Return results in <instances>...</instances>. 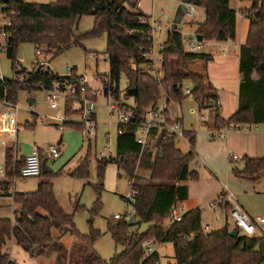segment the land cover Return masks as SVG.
Wrapping results in <instances>:
<instances>
[{
  "label": "trees",
  "instance_id": "trees-1",
  "mask_svg": "<svg viewBox=\"0 0 264 264\" xmlns=\"http://www.w3.org/2000/svg\"><path fill=\"white\" fill-rule=\"evenodd\" d=\"M231 0H193V4L204 9L206 18L196 23V33L203 41H228L236 38L237 12L230 7ZM251 3L243 10L250 20L248 39L240 49L239 107L229 118L224 119L217 103V95L208 78L193 71L190 66L197 60L208 62L210 54L193 53L185 49L183 34L178 28L169 31L163 44V77L158 79L149 70L145 54L151 51L150 17L139 10V0H57L53 3H34L25 0H0L1 10L10 18L11 25L6 27V54L15 70L14 79L0 78V101L17 104L21 91L32 93L35 90L48 91L55 81H65L71 77L56 74L52 69L29 71L23 68L16 72L18 62L16 54L21 43L31 42L44 47L49 53H59L71 47H84V41L107 35L109 72L102 83L109 87L115 98L120 99L123 76L127 79L124 96L133 98L136 111V123L141 121L145 110L158 102L161 90L167 91L168 100H183L191 96L200 108L214 107L216 128L230 124L264 123V0H240ZM83 16H93L91 30L76 35L75 27ZM73 73L77 70L71 69ZM24 74L23 78L19 75ZM191 83V94L183 93L182 82ZM180 84L178 91L173 89ZM131 88L138 89V97L128 94ZM1 103V102H0ZM6 107L1 104L0 111ZM66 126L82 128L75 123ZM32 127L31 124H28ZM125 133L118 134L116 156L98 161V183L93 184L98 199L94 207L88 210L90 232L82 234L74 223V214L86 209L77 204L73 214H69L59 204L54 191L52 178L60 175L49 170L41 172V181L33 192L11 193V180L21 177V169L26 157H18L17 146L0 148V194L13 196L19 206L15 218H0V264H17L4 246L14 239L33 258L49 257L58 253L60 258L70 257L72 264H156L159 253L146 255L143 243L154 239L159 243L170 242L176 253L175 264H261L264 263V237L239 235L232 237L231 228L226 223L222 228L206 232L202 223L201 209L185 212L182 220L167 225L170 210L174 205L188 199V181L198 180L199 174L190 170L194 152L181 151L177 139L165 132L153 131L148 147L140 159L142 169L148 171L147 179L135 172L141 147L136 142L135 125L124 127ZM191 144L195 142L193 132H187ZM162 153V154H161ZM43 159V157H42ZM90 154H88L70 172L71 176L89 177ZM109 164H116L130 179L138 192L134 205L133 224L123 216L120 219H108L107 229L114 242L123 250L108 261L95 250V244L102 236L100 230L93 228V216L101 208V195L104 190L105 171ZM240 178L255 180L264 174V158L244 159V167L233 168ZM146 178V177H145ZM139 219V220H138ZM142 223H149L145 231H140ZM61 234L56 237L53 230ZM69 233L77 240L76 249H68L61 237ZM184 236H192L188 242ZM244 246V248H243ZM259 246V251L254 250ZM171 264V263H170Z\"/></svg>",
  "mask_w": 264,
  "mask_h": 264
},
{
  "label": "rangeland",
  "instance_id": "rangeland-1",
  "mask_svg": "<svg viewBox=\"0 0 264 264\" xmlns=\"http://www.w3.org/2000/svg\"><path fill=\"white\" fill-rule=\"evenodd\" d=\"M27 2L34 3H53L57 0H25ZM142 4V5H141ZM154 5V15L160 19L167 27H171L173 18L177 7L179 5L178 0H141L138 3L139 10L142 11V7L148 12L152 13ZM165 10L166 15L162 16L161 12ZM189 19L186 17L181 24L183 27V34L193 33V25L188 24ZM5 18L0 17V21ZM187 23V24H186ZM94 25L93 16H83L75 27V34L79 35L92 29ZM186 25V26H185ZM196 26V25H194ZM166 30L157 33L156 37V52L158 53L159 47L164 43L166 38ZM0 41L5 43V38L0 36ZM84 47H71L67 50H63L59 53H48L47 61H49L51 69L61 76L70 75L73 67L77 68L79 75L86 76L87 81L91 87L99 88L103 86L102 75H106L109 72L110 66L107 56L105 54L107 50V35L102 34L96 38H90L84 41ZM39 48L42 51H46L44 47H38L34 43L24 42L21 43L17 49V60L21 64L22 69L27 70L33 68L37 60L36 49ZM207 46L202 45L198 50V53H204L207 51ZM185 49L189 51V46L186 44ZM190 68L198 73L204 74L206 70V63L203 60H197L191 64ZM0 76L5 79H14L16 77L15 70L12 69V61L7 57L5 49L0 51ZM20 78L24 77V74L19 75ZM127 87V79L122 77L120 88L123 91L120 100L128 104H132L133 98H126L124 96L125 89ZM180 84H175L173 89L178 91ZM183 91L187 88H191V83L187 80L182 82ZM167 91L161 90L159 100H166ZM49 92L45 90H35L32 93L28 91H21L18 95L17 106L14 112L8 114L6 117L0 120V132L7 135H13V142H9L8 139L0 144V148L8 146H17L18 157H27L31 154L33 147L46 148L50 145L61 144V156L57 159H49L47 165L54 173L62 170L60 175L52 178L54 184V191L57 200L65 212L69 214L74 213L75 206L80 204L86 211L77 212L74 214V223L77 229L82 234H88L90 232L89 219L91 215L88 210L94 207L95 202L98 199V193L96 192L93 184L98 183V160L102 158H108L110 156H116V140H117V128L118 119L112 117L107 109L108 99L106 97L98 98V106L96 111L97 116V131L95 136H90L84 129L66 126L64 124L57 123L51 119L56 113L51 109L49 102ZM31 99L34 100L31 103ZM111 100V97H110ZM194 99L191 96L185 97L181 101L172 100L171 109L174 112H181L182 109L185 116L189 119L188 112L193 104ZM60 106L59 112L62 114L65 120L70 121L74 118V115H78L80 112L73 107H77V103L70 99L68 100L67 114L73 117H67L65 114L66 102L63 96L58 99ZM192 103V104H191ZM1 109V103H0ZM210 110V111H209ZM213 112L215 116L214 107L204 108L202 112L208 115V112ZM191 118V117H190ZM192 119H195L194 117ZM31 124L32 127H29ZM78 125V124H77ZM20 129V131L13 133L14 129ZM22 127V128H21ZM10 133V134H8ZM210 137V133H209ZM177 146L183 151H187L186 145L178 140ZM5 142V143H4ZM1 143V142H0ZM90 154L89 163V177L81 178L71 176L70 172L74 171L80 162ZM140 159L136 166L135 172L142 176L144 179L148 177V171L141 168ZM194 165V164H193ZM236 166L240 167V163ZM71 171L69 172V170ZM233 166L230 167L232 171ZM146 177V178H145ZM8 180V179H7ZM4 177L0 178V181H7ZM11 180L10 191L13 192H33L37 189L38 183L41 181V177H29L24 178L16 176ZM130 177L119 168L116 164H109L105 171L104 190L101 195L102 208L100 212L93 216V228L101 231L102 236L95 244V250L105 260H110L114 254L120 253L123 250L122 246L116 245L111 234L107 229L108 219H112L115 215L127 216L132 213L133 207L123 197L130 190ZM196 181V180H190ZM228 184V183H227ZM235 185L238 182H229L228 189L233 191L239 202L248 210L257 206H264V178L259 184H254L252 189L250 185L240 183L241 188H237L235 191ZM232 187V188H231ZM226 189V187H225ZM208 205L210 212H205L204 223H209L211 229H219L226 223L230 228H234V223L231 218L227 219V213L225 210L213 206L214 202ZM14 204L7 205L5 211L11 218L14 219L13 207ZM227 209V208H224ZM7 218V217H6ZM139 220V219H138ZM150 226L149 223H142L140 225V231H145ZM208 231V229H206ZM54 236H60L61 232L58 229L53 230ZM61 242L68 248L76 249L77 240L69 233L62 235ZM8 243V242H7ZM155 247L158 248L163 264H175L176 253L174 245L170 242L155 243ZM58 253H54L49 257L34 258L31 262L26 264H72L70 263V257H62L59 260Z\"/></svg>",
  "mask_w": 264,
  "mask_h": 264
},
{
  "label": "built area",
  "instance_id": "built-area-1",
  "mask_svg": "<svg viewBox=\"0 0 264 264\" xmlns=\"http://www.w3.org/2000/svg\"><path fill=\"white\" fill-rule=\"evenodd\" d=\"M200 16V12L197 6L193 3L188 5V14L187 17L191 18L193 23H198ZM0 17L5 18V20L0 21V36L5 38V43L0 41V51L6 50L7 43V31L6 27L11 25L10 18L1 10L0 8ZM150 25L149 36L153 42V46L150 52L145 54V58L149 63L150 72L161 79L163 77L162 71V61L163 57L161 54V50L163 49V45L159 47L158 53L156 52V37L157 33L166 29V24L161 21H157L155 18L151 17L148 21ZM184 44L189 46V51L193 53H198V50L203 45V41H199L197 33H191L183 36ZM37 60L35 62L34 67L29 69V71H35L38 69H42V71L47 72L50 71L51 67L49 61H47V51H42L41 49H36ZM22 66L20 63L16 65V72L21 71ZM71 78L65 81H55L51 88L48 90L49 92V102L51 109L55 110L56 113L51 117V119L57 123L65 124V123H75L78 124L87 132L90 136H95L97 131V118L96 111L98 106V98L106 97L108 99L107 109L112 117H116L118 119V134H124V127H129L131 125H135V138L136 142L141 147V153L139 157H142L144 152L146 151L148 144L152 137L153 131L165 132L170 136H174L177 140H182L187 142V145L191 146L190 137L187 135V131L184 129L182 123L178 121L171 109V100H160L147 108L141 117V121L136 123L137 115L134 109L133 103L130 105L123 100L115 98L113 96L112 91L108 87L107 95L104 94V87L93 88L90 83L87 81L86 76L79 75L77 72L68 75ZM1 79H4L0 76ZM181 86V85H180ZM185 95L191 94V88H187L183 91ZM63 96L66 102L65 114L67 117H73L67 114L68 108V100L72 99L77 103V107H73L75 110H78L80 113L78 115H74V118L70 121L65 120L62 114L59 112L60 103L58 101L59 97ZM111 97V100H110ZM2 105L6 107L3 110L2 115L0 117L4 118L8 114L14 112L18 109L17 104L8 102L7 100L0 101ZM218 102V101H217ZM22 128V127H21ZM252 128L257 129L258 124H242L235 125L230 124L227 127L216 128L210 132L211 139H225L229 133L232 131H242L249 132ZM18 129H14L12 132L16 134ZM10 134V133H8ZM14 138L13 135H9ZM61 144L59 145H50L46 148L33 147L32 152L29 156L26 157V161L24 166L21 169V177L29 178V177H37L42 172V157L44 153L51 155L52 158L57 159L61 156ZM237 157L233 156L232 160H236ZM130 190L124 196V199L129 202L134 211V205L137 202L138 192L134 187V179L129 180ZM216 204L223 206L225 209L227 216L233 220L234 229L239 231V235H245L248 237H264V216L254 217L252 216L244 206L237 199L236 194L228 189H224L220 198L216 201ZM215 204V205H216ZM185 214V211L181 208L179 204L174 205L171 210L169 217L167 219L168 226L173 225L177 222H180ZM123 216L115 215V219H120ZM127 219L132 217V213H129ZM192 236H184V240L186 242L190 241ZM156 240L151 239L147 240L143 243V247L146 255H152L154 253H158L157 248H155ZM156 264H163L161 258L156 262Z\"/></svg>",
  "mask_w": 264,
  "mask_h": 264
},
{
  "label": "crops",
  "instance_id": "crops-1",
  "mask_svg": "<svg viewBox=\"0 0 264 264\" xmlns=\"http://www.w3.org/2000/svg\"><path fill=\"white\" fill-rule=\"evenodd\" d=\"M140 1L141 0H139V2ZM180 2L181 0H178L179 4ZM250 6L251 3L248 1H230V7L237 12L236 38L234 40L203 41V45H206L208 47L207 51L204 53L211 55V60H209L208 62L205 61L206 70L204 72V75L208 78L210 85L215 90L218 101L217 103L220 107L221 115L224 119H229L239 107V87L241 81L240 49L241 46L246 43L250 30V20L245 16L243 10L250 8ZM198 9L200 12L198 20L199 23L205 20L206 14L204 9L199 7ZM142 12L148 15L150 18L153 17L157 21H161L154 15V5L152 8V13L148 12V10H145L143 7ZM161 15L165 16L166 11L163 10L161 12ZM188 24H190L191 26L193 24L196 25L190 19ZM194 25L192 32L196 33L197 25ZM183 27H181L180 25L178 26L182 34L184 29ZM165 30L167 33L165 38L166 41L168 33L169 31H171V27H167L166 25ZM184 35L187 34H183V36ZM133 102L134 101L132 100V103ZM192 102L196 105V107L191 106V108H189V119L184 114L182 103L180 105V113L174 112V110H172L174 117L182 123L184 129L187 132H193V134L195 135V142L194 144L190 143L191 146L187 145V142L180 140L188 148L187 151H183L180 147H177L185 153L189 152L190 150L194 152V160L190 163V170H195L199 174L198 180L188 181V199L180 203L179 205L185 212L195 208L201 209L203 223L205 212H210V209L208 208V205H210L209 203L212 204L214 202L213 206L225 210L223 206L216 204V201L220 198L225 187H228L229 182H238V185L234 186V190L237 191V188H241L242 186L240 185V183L250 185L253 189L254 184H259V182L264 178L263 174L255 180L244 179L237 177L233 173V169L232 171H230V167H238L236 166L237 163H240V165H242L238 167L242 169L244 167V159L246 157L255 159L264 158V123L258 124L257 129L252 128L249 132L232 131L225 139H211L209 137V133L212 130L216 129L214 113L209 112V110L207 111L208 115L206 117V115L202 112V109L204 108H200L195 100H193ZM2 112L3 111H0V117L2 115ZM193 117L195 119H192ZM3 139L4 141L8 139L9 142H13L12 139L14 138L10 137L6 133L4 134L0 132V144L3 143ZM178 142L179 141L177 140L176 145ZM233 156H236L237 159L232 160ZM44 159H46L48 163L49 159L54 158H52L51 155L44 153L43 160ZM70 171L71 169L69 170V172ZM60 172H62V170H60ZM11 193L14 192L11 191ZM12 203L14 204L13 212L15 218V211L19 209V206L14 202L13 196L0 194V218L10 217L5 211L7 210V205H11ZM247 211L254 217L264 216L263 205L261 207L257 206L253 209L248 208ZM228 218L229 217L227 216V219ZM166 223L168 224V222ZM204 229L205 231L206 229H208V231L206 232L215 230L211 229L209 223H204ZM4 251L9 253L12 259H14L17 264H26L28 262H31V260H34V258L31 257L28 252L17 245L14 239L8 240V243H6L4 246ZM157 251L159 253L158 248Z\"/></svg>",
  "mask_w": 264,
  "mask_h": 264
},
{
  "label": "water",
  "instance_id": "water-1",
  "mask_svg": "<svg viewBox=\"0 0 264 264\" xmlns=\"http://www.w3.org/2000/svg\"><path fill=\"white\" fill-rule=\"evenodd\" d=\"M193 3V0H181L180 4L178 5L177 7V10H176V13H175V16L173 18V23H172V26H171V31H175L178 29V26L179 24L182 23L183 19L187 16L188 14V5L189 4H192ZM198 39L199 41H203V37L201 35H198ZM261 68H264V64L261 65ZM108 93V87H104V94L107 95ZM128 94L134 98L138 97V89L136 88H131L128 90ZM34 100L31 99V103H33ZM162 154V153H161ZM50 168L48 167L47 165V161L46 159H44L42 161V171L43 172H47L49 171ZM136 219V216H132L129 220V223L130 224H133V222L135 221ZM231 236L232 237H238L239 236V231L237 229H234V230H231L230 232ZM244 248V246H243ZM255 252H258L259 251V246H257V248L254 250ZM261 264H264V263H261Z\"/></svg>",
  "mask_w": 264,
  "mask_h": 264
}]
</instances>
